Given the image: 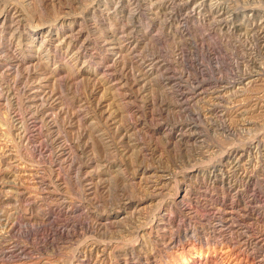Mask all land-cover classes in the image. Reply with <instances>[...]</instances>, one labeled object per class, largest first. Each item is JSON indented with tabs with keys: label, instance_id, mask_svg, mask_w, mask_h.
<instances>
[{
	"label": "bare ground",
	"instance_id": "bare-ground-1",
	"mask_svg": "<svg viewBox=\"0 0 264 264\" xmlns=\"http://www.w3.org/2000/svg\"><path fill=\"white\" fill-rule=\"evenodd\" d=\"M35 1L0 0V106H13L5 117L9 126L0 125V213L7 216L0 219V264H264V167L246 165L252 151L264 147V133L250 145L224 151L220 164L188 161L181 168L176 162L163 166L160 147L139 135L147 125L138 116L142 112L176 140L199 141L203 135L194 118L171 123L165 115L206 99L217 101L203 110L206 117L224 113L219 103L227 91L252 83L253 73L233 81L205 73L185 78L180 53L173 52V60L153 48L164 41L162 30H170L169 36L189 12H200L197 0H90L79 15L65 12L49 20L40 13L29 24L24 9ZM226 5L212 8L214 28L233 35L241 31L236 24L245 23L246 34L238 37H257L264 46V9L246 6L239 20ZM176 8L191 10L179 18ZM88 22L92 29H86ZM43 25L47 34L34 47ZM88 72L99 77L76 92ZM154 86L167 96L160 93L134 116L132 93L143 101ZM251 124L244 126L253 130ZM211 148L198 154L206 158ZM65 168L82 189L77 200L61 175ZM16 200L30 211L23 223L47 226L29 258L7 240L20 224L9 214ZM47 202L49 214H34Z\"/></svg>",
	"mask_w": 264,
	"mask_h": 264
},
{
	"label": "rangeland",
	"instance_id": "rangeland-1",
	"mask_svg": "<svg viewBox=\"0 0 264 264\" xmlns=\"http://www.w3.org/2000/svg\"><path fill=\"white\" fill-rule=\"evenodd\" d=\"M68 1H69V4H68ZM85 1L86 0H74L73 2L72 1L70 2V0H37V1H35V3L31 4L30 8L24 9V12L26 13L27 17H30V20L27 19V23L30 24L32 22H35V20L38 19L37 16H39L40 13H41L42 17L49 19V20H52L53 18H55L59 15L66 14L65 12H68L70 14L79 15L81 13V11L83 10L84 5H86L88 3V1H90V0H87L86 2ZM138 1L141 2L142 0H138ZM165 1L167 3L170 2V0H165ZM198 3L200 4V8L198 9L200 12H198V14L193 13V12H189L191 10L190 8L189 9L176 8V11L175 10L174 11L177 15H179V18H180V16H181V18L185 17V15L188 12L190 13V15L188 14L189 16L186 15V19L188 21H186V19H184L181 23H178L181 26L183 25L182 27L175 23V26H178V27L177 28L174 27L176 30L173 28L174 31L172 30L171 34H169V36H168V33L170 30L169 31H167V30L163 31L162 30L161 36L163 37L164 41L161 44H154V45L152 44L153 48L167 51V54L173 60H175V56L173 55V52L180 53L179 56L181 57V62L180 61H178V62L181 63V66H180L181 71L186 72V73L184 72V75H186L185 78L187 77V75L190 76L192 74L191 76H196L195 74L199 73V75L198 74L197 75L200 76L201 74L205 73L211 77L214 76L215 78H225L226 77L229 81L231 80V78L233 81L234 78L237 80L240 77L242 78L244 76H252L253 75V80H252L251 84H247V85L238 84L236 86L237 88L233 87L229 91H227L225 100H223L222 103H219L220 105H223L224 107H226L224 110V113H221V112L219 113V112L215 111L214 113H211L210 116L206 117L203 114V110L208 106V104L214 103V101H215V100L210 101V99H206L202 102H199L197 104L192 105L188 110H181V111H179V110L174 111L173 110L170 113H168L167 115H165L166 121L171 122V123H173L172 121H174V122L179 121V120L180 121L181 120L188 121L187 119L194 118L197 122V125H199L198 131L202 133V135H203L202 139H204L205 141L202 139H199V141L198 140H192L189 143H187L186 141L180 142V141L175 139V133L174 132L171 133L165 127L162 128V127L153 126L152 125L153 123L150 122L152 119L148 115L144 114V116H143L142 112H140L138 116H141V121H143L144 124H147V125L143 126V127H145L144 132L142 130L139 133L141 141L146 142L145 144H147V142L153 141L155 144H157L160 147L161 152H159L157 154V158L161 157L162 161L164 162L163 166H165V164L171 165L172 163L176 162V164L179 166V168H181L185 165H188V161L190 162V164H192V163L193 164L194 163H198V164H200V163L205 164L206 163L207 164V162L208 163L209 162H211V163L219 162V164H220V163H222V160L220 161V159H219L222 157V155L220 156V154H224L225 153L224 151L228 152L234 146L235 147H237V146L242 147L244 145H250L251 142L255 141L256 139L260 138V136H262L261 133H264V46L261 44V41L257 37L252 38V36H250V38L248 37L247 39L245 37H243L242 39H241V37H238V35H240V34H243V33L246 34V32H245L246 24L245 23H243V24L237 23L236 24L237 28L241 31L237 32L239 34H233V35H232V33H229V32L227 34L226 28H224L225 30L224 29L220 30V29H217V26H215L216 28H214V25H213V23L215 22L214 20H216L215 14L213 13L214 7L215 8H221V10L222 9L227 10L226 4H229L228 5L229 8L234 9L236 11V13L239 14L238 15L239 20H242L243 15H244L243 11L246 10V8H245L246 6H251V5L253 6V4H254V6H256V7H250L251 9L252 8H256V9L261 8L260 10H263L264 9L263 8L264 7V0H252V1L251 0H212V1H210V0H197V4ZM191 7H193V6H191ZM247 9H249V8H247ZM33 16H35V17H33ZM211 16H213V17H211ZM33 19H35V20L33 21ZM185 24H186V26H185ZM43 26H45V27L42 28L43 31L40 35L38 42L33 44L34 47L39 46L44 40V38H43L44 35L47 34V31L49 29L47 27L48 25H43ZM85 27H86V29H88V28L92 29V24L90 22H88V23H86ZM28 31H31L30 28L28 29ZM218 31H220L221 35ZM223 31H226V32L224 33ZM43 32H44V34H43ZM183 32H185L186 35L182 34ZM174 33H176V34H174ZM222 35L224 36V38ZM230 36L232 38H230ZM226 37L228 39H226ZM173 38H174V41H173ZM165 39H167V40L169 39V40L167 41ZM228 41H229V43H228ZM230 41H231V43H230ZM26 48H29L28 45H26ZM91 52H93V51H91ZM244 59L247 60V62H243ZM250 62H252V64ZM93 68L95 69L94 66H93ZM85 74H86L85 75L86 80H84L82 82L83 85L79 83L80 87H77V90H76V92H78V93L82 92L87 84L92 85L94 83L93 79H96L97 77H99L98 73L95 75L91 72H88ZM258 75H259V78H258ZM89 77L92 80L87 81V78H89ZM5 82L6 81H4L3 83H5ZM7 83H9V82L7 81ZM3 86L6 87V85H3ZM154 88H155L154 90H156V91H152L153 93L151 92L150 93L151 95L148 94L149 97L148 96L145 97L146 100L143 99V101L140 97H138V95L136 93L131 92L132 96H133V98H132L133 103L130 106H131V108L134 109V113H133L134 116H135V112L137 111V109L139 107H141L143 105L146 107L149 104V102L153 101L156 97H158L160 95V93L164 97L167 96L166 94L164 95V92H163L164 90L161 86L160 87L154 86ZM150 96H152V97H150ZM150 98H153V99H150ZM168 100L174 102V100H172V99H168ZM215 102H217V101H215ZM10 107H11V105L0 108V125L2 124L1 126H4V124H6V123H8V126H9V122L5 117L8 114L7 112L11 108L13 109V106L11 108ZM224 107H222V108H224ZM4 108H6V109H4ZM186 111H188V112H186ZM4 112H5V115H4ZM133 117H132V120L130 118L131 121H135L136 117H134V118ZM246 119H247V121L252 122L250 127L252 126L251 129H253V130H250L246 126H244V124L247 122ZM146 120L148 121L147 123H146ZM1 126H0V128H1ZM8 126L5 125L2 128L5 129ZM148 128L150 129V132L147 131ZM255 129H257V130H255ZM260 131H261V133H260ZM179 133L180 132H176V134H179ZM8 137L11 138V136L6 134V138H8ZM144 137H146V139H144ZM147 137H149V138H147ZM238 139H239V141H238ZM260 140L263 141L262 145H264V138H261ZM176 141H178V142H176ZM25 143H23L25 147H27L28 149L32 148L31 145H33V144H30V142L29 143L27 142L26 144ZM1 144H2V142L0 141V149L4 147L3 146L4 143L2 145ZM95 144H96L95 150L97 152H95V151L94 152L98 155V157H100V155H102L101 145H99V143L98 144L95 143ZM211 146H212V148H211V150L210 149L209 150L211 151L210 153L212 155L209 154L208 157L206 156L207 159L205 157H201L199 155V154H202L201 150L206 151V149H208V147L210 148ZM258 149L259 150L254 149L252 151L251 156H250V158H251L250 160L252 163H251V165L246 164L247 168L264 167V147L261 146ZM28 152H33V151L29 150ZM28 152L26 154V158L30 161H31V159L34 160V156L32 155L33 153H28ZM134 153H137V152L134 151ZM118 157H119L118 160L120 161L121 157L120 156H118ZM208 159H209V161H207ZM36 160L37 159H35V161ZM123 160L125 163L129 161L128 159L126 160L125 158ZM39 161H41V164H39L40 166L45 163L43 161V158L40 159ZM137 161L140 162L141 159H137ZM204 161H205V163H204ZM246 162H248V161L246 160ZM149 163H151V162H147V164H149ZM37 164L38 163L36 162V165ZM155 165L158 166L157 163ZM62 174H64V175H62ZM66 174H68V175H66ZM61 175L64 176L63 178H65V180H66L65 183H66V187L69 191L68 193L70 194V197L76 198V200H77L81 196V193H82L81 187L79 188V186L74 182L73 176L70 173L69 169L65 168L64 170H62ZM113 176H114V174L109 175L108 178L111 177L114 180ZM135 181L139 182V179H137ZM68 187H70V188H68ZM182 195H184L183 192H182ZM105 196H107V195H105ZM46 204L47 205L44 206V208L36 211L34 214H38L40 217H43V216L49 214L50 210L52 208H50L51 205L49 202H47ZM12 206H13L14 210L9 211V214L13 215V217L18 216V220L20 221V224H18V226L16 227V230H15L16 232L14 231L13 233L9 234V237L7 240L10 241V243L18 244L23 249H26L25 256L31 257L32 253H30V252L32 251V248L34 249V246H35L34 241H36V239H37L36 236H39L41 233L43 234L46 231L45 227H47V226L37 227L34 225L32 226V224L28 225V224L23 223L22 216L23 215L25 216L26 214L27 215L30 214V211H28L27 204L23 200L22 201L21 200L14 201L12 203ZM56 209H53V210H56ZM12 212H13V214H11ZM1 214L2 213H0V219L1 220H4L7 218V216L5 214H2V215ZM19 215H21V216H19ZM39 231H40V233L37 234V232H39ZM34 238H35V240H34ZM27 252H29V253H27Z\"/></svg>",
	"mask_w": 264,
	"mask_h": 264
}]
</instances>
